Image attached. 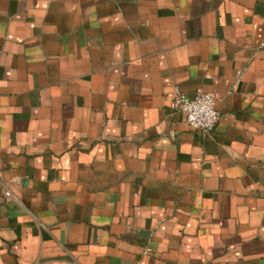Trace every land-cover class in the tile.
I'll return each mask as SVG.
<instances>
[{
    "label": "crops",
    "instance_id": "0c3cea01",
    "mask_svg": "<svg viewBox=\"0 0 264 264\" xmlns=\"http://www.w3.org/2000/svg\"><path fill=\"white\" fill-rule=\"evenodd\" d=\"M0 264H264V0H0Z\"/></svg>",
    "mask_w": 264,
    "mask_h": 264
},
{
    "label": "built area",
    "instance_id": "2783aa9c",
    "mask_svg": "<svg viewBox=\"0 0 264 264\" xmlns=\"http://www.w3.org/2000/svg\"><path fill=\"white\" fill-rule=\"evenodd\" d=\"M216 103L217 98L214 93L199 90L193 98H190L177 91L171 108L184 114L185 123L193 132L210 135L222 118L216 109Z\"/></svg>",
    "mask_w": 264,
    "mask_h": 264
}]
</instances>
